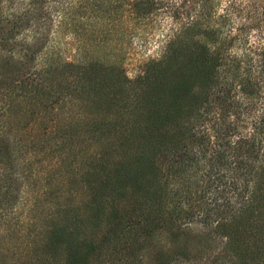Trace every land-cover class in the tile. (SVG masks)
Returning <instances> with one entry per match:
<instances>
[{
  "label": "rangeland",
  "instance_id": "1",
  "mask_svg": "<svg viewBox=\"0 0 264 264\" xmlns=\"http://www.w3.org/2000/svg\"><path fill=\"white\" fill-rule=\"evenodd\" d=\"M98 1L0 0V22L6 26L0 37L4 42L7 40L6 48H0V62L7 56L13 57L12 65L1 67L0 64V92L8 89L20 65L10 50L14 39L7 36L14 35L21 44L43 40V51L60 52L62 60L74 64L63 73L44 75L47 88L44 86L41 91L43 98L49 97L47 101L51 106L48 108L40 104L35 107L24 105L23 102L19 105L16 99L9 101L3 98L6 95L0 94V264H59L61 257L44 259L49 255L43 247L47 230L60 219L63 201H73L72 204L78 207L89 198L91 188L86 184L92 183L94 175L89 176L88 168L93 164L91 153L95 154L99 140L91 128L84 127L86 108L77 102V95L71 90L77 73L82 70L76 65L91 59L116 65L121 71L120 77L127 79L124 91L137 93L141 86L139 81L153 68H164L167 79L168 64L171 67L169 71H173L168 73L169 79L173 73L176 74L182 58L178 52L168 51L167 46L170 40L180 38L181 30L185 26L190 27L195 20H198L200 29L205 30L209 44L220 47L228 64L240 62L238 69L243 81L240 83L230 76V80L224 83L221 76L219 83L213 86L216 95L228 96L227 100L232 101L233 107L224 113L219 102L221 98L212 103L211 109L207 105L201 106V117L193 122V129L200 131L196 138L205 144L208 151L206 158L182 175L183 180L196 179V167H199L200 174L204 168L210 167L205 161L209 155L213 163L220 157L218 152H224L223 157L234 168L228 170L226 179L236 181L237 187L220 185L214 189L213 186L207 189V197H220L221 193L233 201L241 195L248 198L252 182L250 180V187L243 191L244 178L239 177V168L237 170L234 164L238 151L235 141L239 136H255L256 142H260L252 178L257 179L255 173L264 171V0H140L138 5L149 3L153 7L147 16L141 18L135 15L133 0H112L113 4L107 6L106 13L97 10ZM35 4L42 7L38 10ZM13 22L19 27L9 32ZM199 35L202 34L199 32ZM26 70L32 75L37 71L34 67ZM248 79L256 84L247 86ZM112 107L102 109L100 115L117 118L116 121L130 118V114L118 112L119 103ZM95 113L100 117L98 111ZM93 115L89 114L90 118ZM228 123L233 125L230 134L219 138V128L223 130ZM62 127H74L76 135L79 134L72 137L73 147L69 149L67 146L64 150L65 158L63 155L60 157L57 151H50L56 148L54 145L37 149L44 138L49 144L58 141L51 137ZM198 142L194 144L196 149ZM199 148L203 149L202 145L199 144ZM238 157L243 158L241 155ZM159 163L163 184H167V173H172V169L167 170V156ZM178 181L181 180L173 183L181 186ZM181 201L182 213L174 225L192 227L191 233L194 234L196 227L203 226V222H199L202 211L198 207L192 210L193 200L188 197L187 205L183 204V198ZM164 205L167 211V203ZM223 241H210L204 250L188 246L187 252L173 264H213L219 251L223 253ZM263 242L261 237L259 244ZM138 245L142 247L140 258L143 261L140 264H148L153 257L150 240L144 238ZM143 249L150 253V257ZM251 262L264 264V253Z\"/></svg>",
  "mask_w": 264,
  "mask_h": 264
},
{
  "label": "trees",
  "instance_id": "2",
  "mask_svg": "<svg viewBox=\"0 0 264 264\" xmlns=\"http://www.w3.org/2000/svg\"><path fill=\"white\" fill-rule=\"evenodd\" d=\"M111 1H98L96 8L99 13H106L107 6L113 4ZM139 1L133 0V4L135 15L141 18L147 16L153 7L149 3L140 6ZM41 7L35 4L36 9ZM5 27L0 22V32H4ZM18 27L13 22L8 31ZM204 31L200 29L198 20L193 21L190 27L185 26L180 38L170 40L167 46L168 51H176L182 58L176 74L173 73L169 79L168 73L173 71H169L171 67L168 64L167 79L164 68H153L139 81L141 86L137 93L124 91L127 79L120 77L121 71L116 65L97 59L76 65L82 70L77 73L71 90L77 95V102L86 108L84 127L91 128L99 140L95 154L91 153L93 164L88 168L89 176L93 174L94 177L92 183L86 184L91 192L89 198L81 202V212L80 206L72 204L73 201H63L60 219L56 217L58 219L47 230L43 247L49 255L45 260L61 257L59 264H140L143 261L140 258L142 247L138 244L144 238L149 239L152 245L153 257L148 264L177 263L188 246L204 250L210 241L216 239L224 240L225 247L222 246L223 253L219 251L213 264H251V261L262 257L264 242L259 244V241L264 238V171L255 173L257 179L252 178L254 162L259 154L257 146L260 145L255 136H239L235 141L238 151L234 164L237 170L239 168V177L244 178L243 191L250 187L249 181L252 182L248 198L241 195L233 201L221 193L220 197H207V189L213 186L214 189L220 185L237 187L236 181L226 179L228 170L234 168L223 157L224 152H218L220 157L213 163L209 155L205 161L210 167L204 168L200 174L199 167H196V179L183 180L182 175L206 158L208 151L205 144L196 138L200 131L193 129V122L201 117V106L207 105L211 109L212 103L221 98L219 102L224 113L233 107L232 101L227 100L228 96L216 95L213 86L219 83L221 76L224 83L230 80V76L240 83L243 81L238 69L240 62L228 64L220 47L209 44ZM11 37L15 43L10 50L20 65L12 83L7 86L9 93L6 90L0 94L6 95L3 98L9 101L16 99L19 105L23 102L33 107L38 104L43 108L50 107L49 97L43 98L41 91L45 86L44 75L63 73L74 65L73 62L62 60L60 52L43 51V40L21 44L14 35L6 38ZM6 44L7 40L4 42L0 37V48H6ZM12 61L13 57L7 56L0 62L1 67L12 65ZM30 67L37 70L34 75L28 74L26 69ZM247 81V86L256 84L249 79ZM116 103H119L118 112L130 114L129 119L116 121L117 118L100 115L102 109ZM91 113L94 114L92 118L89 116ZM232 127L231 123L226 124L223 130L220 127L219 138L228 136ZM71 128L62 127L56 131L51 137L58 139L54 144H49L44 138L37 149L54 145L56 148L50 151L64 156L66 147H73L72 137L79 135H76L74 127ZM197 142L203 149L199 144L197 149L194 148ZM166 156L167 170L172 169V173H167V184H163L159 160ZM174 180H181L177 182H181V186L175 185ZM187 197L193 200L192 210L198 207L203 214L199 217L203 226L196 227L194 234L191 233L192 227L174 225L182 213L181 198L186 204ZM164 203H167V211ZM186 208L190 210V207ZM260 247L263 250L259 251ZM143 252L146 253L144 249ZM146 254L150 257V253ZM105 257L110 260H105Z\"/></svg>",
  "mask_w": 264,
  "mask_h": 264
}]
</instances>
